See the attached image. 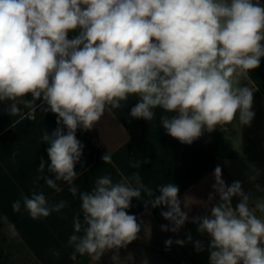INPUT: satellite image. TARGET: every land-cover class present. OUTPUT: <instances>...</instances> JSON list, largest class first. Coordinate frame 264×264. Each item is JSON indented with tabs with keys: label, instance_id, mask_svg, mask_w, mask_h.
Instances as JSON below:
<instances>
[{
	"label": "clouds",
	"instance_id": "obj_1",
	"mask_svg": "<svg viewBox=\"0 0 264 264\" xmlns=\"http://www.w3.org/2000/svg\"><path fill=\"white\" fill-rule=\"evenodd\" d=\"M262 59L261 0H0V102H9L4 111L15 115L19 104L40 101L45 113L56 116L57 126L41 136L48 162L40 158L34 183L42 179L59 193L62 182L79 195L80 212L67 242L72 259L80 254L98 261L138 239L141 224L128 210L142 193L149 197L146 208L166 209L161 216L170 223L162 231L178 233L189 222L180 187L166 183L154 191L138 171L122 181L106 174L80 191L74 181L85 145L77 131L93 129L105 112L124 107L133 96L131 118L149 122L161 109V127L182 144L237 118L250 126L254 92L241 81ZM101 159L108 163L111 155ZM148 162L132 160L130 167ZM213 177L210 212L191 218L197 232L209 237V264H264V218L257 215L264 214V197L250 206L240 181L227 184L219 165ZM256 190L264 192L260 185ZM66 206L50 204L35 188L12 204L32 219ZM7 228L16 235L14 225ZM172 243L166 240V248ZM175 243L183 246L185 240ZM194 247L205 250L199 240Z\"/></svg>",
	"mask_w": 264,
	"mask_h": 264
},
{
	"label": "trees",
	"instance_id": "obj_2",
	"mask_svg": "<svg viewBox=\"0 0 264 264\" xmlns=\"http://www.w3.org/2000/svg\"><path fill=\"white\" fill-rule=\"evenodd\" d=\"M248 76L264 94V59ZM135 103V96L126 102L122 107L125 114L120 109L113 110L130 131L132 139L112 155L108 163H103L104 153L90 132L77 131V138L85 145L83 168L80 164L76 166L79 175L74 181L80 191L90 190L96 179L106 174L113 181H122L138 171L148 188L155 191L162 184L176 183L181 195L216 166L211 152L199 139L187 145L165 133L160 124V116L164 114L161 109L155 110L156 117L149 122L131 118L129 111ZM7 107V103L0 102V264H89L91 258L87 255L76 254L72 259L74 250L67 244L73 233L74 217L80 212L79 195L74 197L69 186L62 182L63 191L59 193L48 188L42 179L34 183L41 175L37 172L40 158L48 162L47 145L42 143L41 136L57 126L56 116L45 113L40 101L31 107L20 105L15 115L7 114L4 111ZM117 155H121L122 162ZM146 158L149 162L142 163L138 169L130 167L132 160ZM34 188L42 191L50 204L66 201L67 206L40 219H32L23 207L19 212L14 211L13 202L21 199L22 194L30 195ZM148 199L144 193L141 200L133 199L129 213L138 215L146 209L143 202ZM148 208L154 213L162 209ZM8 223L14 225L16 235H10Z\"/></svg>",
	"mask_w": 264,
	"mask_h": 264
},
{
	"label": "crops",
	"instance_id": "obj_3",
	"mask_svg": "<svg viewBox=\"0 0 264 264\" xmlns=\"http://www.w3.org/2000/svg\"><path fill=\"white\" fill-rule=\"evenodd\" d=\"M261 2L264 3V0ZM241 83L254 92L255 117L250 126L240 125L237 118L231 123L218 125L215 131L207 133L206 139L201 137L199 140L211 152L216 166L222 168L225 182L230 185L233 181H240L245 193H250V206H254L257 198L264 197V192L256 190V185L264 188V94L249 76ZM89 132L98 148L111 156L132 139L130 131L113 110L105 112ZM117 158L119 162L123 161L121 155H117ZM215 167L180 195L182 208L184 204L188 207L184 210L188 211L189 222H186L178 233L161 230V225L170 223L161 216V211L166 209L154 213L146 208L136 215L141 224L138 239L126 248L105 252L98 261L90 259L89 264H209V237L197 232V226L191 223V218L210 212L208 195L212 192ZM237 202L238 198H234L233 206ZM257 215L264 218V214L257 212ZM189 233L192 242H187ZM168 239H172L173 243L166 248L165 241ZM177 239L185 240V244H176ZM197 240L204 243L203 252L195 250L194 242Z\"/></svg>",
	"mask_w": 264,
	"mask_h": 264
},
{
	"label": "rangeland",
	"instance_id": "obj_4",
	"mask_svg": "<svg viewBox=\"0 0 264 264\" xmlns=\"http://www.w3.org/2000/svg\"><path fill=\"white\" fill-rule=\"evenodd\" d=\"M75 33H70V37L72 36V35H74ZM27 98H31V96H29V97H27ZM5 103H7V105H8V103L9 102H5ZM20 105H23V103H21V104H19V106ZM120 110L125 114V112H124V110L122 109V108H120ZM203 138H207V133L204 135V136H202ZM201 170H204V168H202ZM199 171H200V169H199Z\"/></svg>",
	"mask_w": 264,
	"mask_h": 264
}]
</instances>
